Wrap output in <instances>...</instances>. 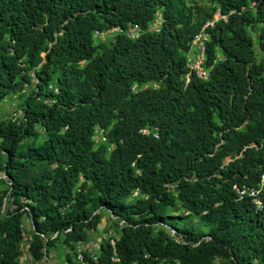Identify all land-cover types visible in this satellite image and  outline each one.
<instances>
[{
    "label": "trees",
    "instance_id": "obj_1",
    "mask_svg": "<svg viewBox=\"0 0 264 264\" xmlns=\"http://www.w3.org/2000/svg\"><path fill=\"white\" fill-rule=\"evenodd\" d=\"M215 1L201 20L216 11L226 18L205 29L209 79L192 76L184 87V53L201 25L177 0H0V97L15 85L32 86L23 118L30 130L37 124L48 134L40 150L19 154L18 127L0 122L2 173L14 201L29 203L36 257L55 233L66 245L86 241L100 222L89 212L94 191L99 207L123 225L114 247L103 243L89 264H210L214 255L229 264H264V0H254V10L252 0ZM156 10L163 16L158 34L92 41L94 31L145 27ZM255 24L262 25L256 43L246 30ZM216 48L223 60L213 64ZM32 65H39L33 78ZM151 82L158 87L140 88ZM51 83L55 89L46 91ZM96 127L108 130V154L94 148ZM145 127L156 128L158 138L140 134ZM168 185L209 225L207 235L178 231L158 217V204L173 200ZM234 185L259 191L261 207L248 195L239 200ZM134 191L148 203L126 210ZM22 215H3L0 200V264H17Z\"/></svg>",
    "mask_w": 264,
    "mask_h": 264
},
{
    "label": "rangeland",
    "instance_id": "obj_2",
    "mask_svg": "<svg viewBox=\"0 0 264 264\" xmlns=\"http://www.w3.org/2000/svg\"><path fill=\"white\" fill-rule=\"evenodd\" d=\"M177 5L182 8L185 16L190 15L189 17L192 23L201 25V28L211 21L216 23L223 19V16L216 11L213 18L203 21L204 23L201 24V20L207 17L212 9L218 6L215 0H177ZM256 6L257 2L252 0L249 7L254 10ZM224 19L226 18L224 17ZM261 29L262 25L259 24L246 28L248 35L252 38L254 43L257 42ZM215 51L213 64L223 60L219 50L216 48ZM255 51L256 59L259 60L261 58V53L258 51L257 47H255ZM38 67L39 65H32L29 68L28 74L31 78L36 74ZM148 87L157 88L158 83H148ZM49 89H55V84L51 83L46 91ZM31 93L32 86L20 90V86L15 85L13 92L2 98L0 97V122H12L18 127L20 137L18 139L17 153L19 154H26L28 151L33 153L34 150H40L48 138V134L37 124L34 125L33 130H30L26 120L23 118V107L27 97H29ZM38 101L48 106L54 103V100L47 96L39 97ZM92 141L95 149L103 146L106 148L107 154L113 148L108 142L107 129L103 130L96 127L92 135ZM231 160L230 157H227L224 160V164H227ZM5 162L6 156L0 152V200L2 214L9 215L15 211H23V215L20 218L23 240L18 245L19 256L16 259L17 264H89L85 262L86 259L97 262V258L100 255V246L105 242L117 240L119 238L123 222L115 219L109 212L99 207L96 199H94L97 194L93 191L91 193L93 200L89 204V212L92 216L98 214L100 216V222L95 230L87 231L86 241L83 243L76 242L71 245H66L64 235H58L51 241L52 246L47 247L46 245H42V248L38 251L40 256L36 257L33 253V249L31 250L35 230L33 221L27 214L29 203L24 199H20L18 203L14 201L9 182L2 173ZM26 181H29V179L26 178ZM82 183H84V180L82 178L78 179L76 188H79ZM164 192L169 194L173 200L166 204H158L155 212L158 217L161 218L162 222L174 227L178 231L207 235L209 225L205 224L200 216L193 215L186 209L179 199L180 191L176 186L168 185L165 187ZM147 203L148 198L139 194L138 191L132 192L124 199V207L126 210L131 206H146ZM137 217L138 215L135 216V218ZM170 233L172 234V232ZM52 235L49 237L51 238ZM69 246L72 247V250ZM78 255H82L81 260L78 259ZM210 264H229V262L222 256L214 255L210 258ZM253 264H255V262Z\"/></svg>",
    "mask_w": 264,
    "mask_h": 264
},
{
    "label": "built area",
    "instance_id": "obj_3",
    "mask_svg": "<svg viewBox=\"0 0 264 264\" xmlns=\"http://www.w3.org/2000/svg\"><path fill=\"white\" fill-rule=\"evenodd\" d=\"M222 20L224 17H222ZM214 21H211L204 25V27L201 28L199 33L192 39L190 42L187 51L184 53V59H185V69L186 73L183 75V83L184 87L188 85L190 82V79L192 76L195 78L207 81L209 79V74L212 69V66H209L207 64V52H206V44L209 41V35L205 32L206 27H212L214 25ZM163 27V16L162 13L159 10H156L152 19L146 24L145 27H142L140 25L131 24L128 23L123 28L119 26L110 27L102 31H94L92 33V41L94 43H107L109 41H112L118 36H124L129 40L135 41L140 36H142L145 33L148 34H158L160 33L161 29ZM21 63V61H19ZM83 62H80V65L83 66ZM148 84L142 85L140 88L144 89L147 88ZM138 90L137 85H133L131 87L132 92H136ZM140 134L145 136H152L153 138H158V131L156 128L152 127H145L141 129ZM264 187V172L260 176V184L259 189H262ZM232 189L235 191V193L238 196V199H242L244 195H248L252 198L253 203L260 208L261 202L259 199V191H254L252 189L242 188L239 189L236 185L232 187ZM57 237V234H53L51 239H54ZM46 240V239H45ZM110 245L114 247L115 240H110ZM78 259H82V255H78ZM112 261L117 262V259L115 256L112 257Z\"/></svg>",
    "mask_w": 264,
    "mask_h": 264
}]
</instances>
